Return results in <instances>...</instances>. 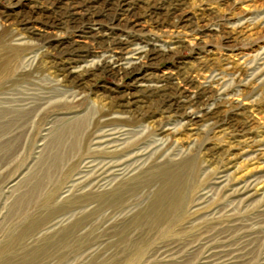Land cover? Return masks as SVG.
Returning <instances> with one entry per match:
<instances>
[{
    "label": "rangeland",
    "instance_id": "1",
    "mask_svg": "<svg viewBox=\"0 0 264 264\" xmlns=\"http://www.w3.org/2000/svg\"><path fill=\"white\" fill-rule=\"evenodd\" d=\"M121 39L156 51L139 58ZM102 54L128 56L134 65L117 74L78 68ZM142 83L165 84V91H145ZM202 91L211 97L198 106L211 113L185 117V101ZM112 111L125 117L117 126L134 140L129 151L162 145L169 155L148 159L139 178L196 159L191 192L161 224H129L158 181L136 184L118 208L86 198L98 192L88 184L64 193L82 161L105 158L91 140ZM73 118L85 126L53 144ZM220 175L227 181L214 184ZM245 183L249 200L230 197ZM204 187L210 196L196 206ZM9 259L264 264V0H0V264Z\"/></svg>",
    "mask_w": 264,
    "mask_h": 264
},
{
    "label": "bare ground",
    "instance_id": "2",
    "mask_svg": "<svg viewBox=\"0 0 264 264\" xmlns=\"http://www.w3.org/2000/svg\"><path fill=\"white\" fill-rule=\"evenodd\" d=\"M92 21H95V19H92ZM93 30H96V29H93ZM127 42L128 41H126V39H124V40L121 39L118 42V44L123 45V48H129L130 43H127ZM137 44L138 43H136V45ZM127 51H128L127 53L136 54L139 58H142V57H146L148 55V53H149V56L152 55L153 54L152 52L156 51V49H154V48L147 49L146 46H135V47H131V48L127 49ZM66 61L70 62V63H78V60L73 59V58L71 61H69V58L66 59ZM133 65H134V63L132 62V59H130L128 56L127 57H118L116 55L111 56V55L102 54L97 59H93L89 62L87 61V63L85 65H78V68H80V69L92 68L94 70H99V71L104 72V73L117 74L120 72L127 71L128 69L133 67ZM140 86H142L143 89H145V91L146 90H149V91L155 90L153 92L156 94L159 92L164 93V91H165V89L163 88L165 86V84L150 85V84L142 83V84H140ZM205 87H208V86H205ZM206 89L207 88H205L204 90H206ZM208 94H209V92L202 91L198 94H195L191 99L186 100L185 101V103L187 104L186 108H191V110L188 112H184L185 117L195 118V117H199L203 114H207V115L210 114L211 113L210 107L205 108V107L198 106V101L201 98L209 99L211 97ZM206 105H208V104H206ZM195 108H197V111H195ZM205 109H207V110H205ZM105 117L107 118L106 124L103 126V128H101L99 131H97L93 134L94 136L91 140V142L93 144V150H94V151L93 150L92 151L95 153H98V154L105 155L104 156L105 158L101 159L100 161H95L94 159L82 161V167H81L82 169L77 173V176L74 178V182L68 186V189L65 190L64 193L69 191L74 186L76 187L78 185L83 186L85 184H88L90 187L97 188L98 192L94 193V194L91 192L90 197L85 196L86 198H91V199L94 198L95 200L99 201L100 203H104L105 205H110L112 207L118 208L119 206H121L123 204L124 199L127 196V194L129 195L130 193L134 192L135 189H137L136 184H138L140 182H149L152 180L158 181L159 185H158V187H156L157 189L154 187L155 192L152 195L153 198L149 201L147 207L145 209L142 208L143 210H141L140 212L138 211L139 212L138 214L132 216L129 224L138 225V224L146 223L149 225H158V224L163 223L173 213H175L178 209H180V207L182 206V203L185 200L186 196H188L189 192H191L192 186L190 184V181L194 177V173L196 171L195 169H196V165H197L195 157L190 156L189 158H186L184 160L181 159V161L177 157V159H179V161H173L172 160L173 156H172L170 159L174 163L157 166V167H155L156 169L150 171L149 174L146 175L147 178L141 179L142 177L140 176L141 178H139L136 175V172L139 171L146 164L148 159L155 156V159L160 157L161 158L160 160L163 159L162 161H164V159L165 158L167 159L169 155L167 154V156H166V153H165L166 150L161 148L162 145L161 146L156 145L157 147L154 150H153V148H151V150L148 152H145L144 150H142V148L136 149V151H134V150L129 151L130 150L129 148L134 145V143H133L134 140L131 141V138L130 139L128 138L127 135H129L130 132H128V131L125 132L126 130L123 129L124 126H120V127L117 126V125H121V120L124 119L125 117L123 115H118L117 113H115L113 111H112V113L111 112L107 113L105 115ZM83 119H80V120L76 119L77 121L74 119L73 122L70 121V123H66V125L60 130V132H58L56 138L53 139L54 140L53 144L60 146L63 143V139H64L65 135H68V136L69 135H76V133L85 124ZM104 121H106V119ZM217 122L219 123V121L214 120L211 124L216 125ZM137 138H138V136H137ZM157 140L161 141V143H159V144L164 145L163 142H165V140H163L162 138H158ZM143 142H144V139H143ZM145 142H147V141H145ZM75 146H76V142L72 141L70 143L69 147L74 148ZM164 146H166V145H164ZM58 148H60V147H58ZM46 156H47V154H46ZM61 156H62V154L60 152L54 154L52 156L53 162L59 161L61 159ZM177 156H180V155L177 154ZM174 157H176V154ZM128 158H130V160H132V159H134V160H133V162H130L127 165V162L130 161ZM50 159H51V157H50ZM177 159L174 158V160H177ZM45 160H47V159H45ZM131 165H133V167L131 169H128ZM45 173H47V171ZM141 173H142V171H141ZM44 176H46V175H44ZM215 177H216V175H215ZM217 178H218V181L213 182L214 184H221L224 181H227L225 175L217 176ZM128 180H132V181L134 180L136 182H134L132 185L128 186V184H126V182ZM114 181H116L115 186L110 188L111 187L110 185L113 184ZM151 185L152 184H150V186ZM36 189H37V186H36ZM205 189L206 188L204 187L203 190H201L203 192L200 191L201 194L198 196V198L196 200V204H195L196 206L201 205L205 200H207L209 198L210 195L208 194V191H204ZM250 190H252L251 184L245 183L244 185L234 187V189H232V191H231V193H229V195H230V197L231 196L233 197L235 195H240V196L242 195L241 198L243 199V201H246V200H249L251 195H252V193H250ZM82 221H83V219H82ZM79 223H80V221L74 222L69 229L76 227ZM124 226H123V228H124ZM125 228H126V226H125ZM68 232H71V231H68ZM68 234H67L66 229L62 230L59 234L60 238L57 241L59 243L63 244L65 241H67V240H65V237ZM34 253L35 252L30 253V254H25L26 256H23V258H25V259H23V261L26 263L27 262L30 263L32 258L35 255ZM211 257H212V255H211ZM212 261L210 260V263H212ZM214 262H215V260H214ZM4 264H11L10 259H9V261H6Z\"/></svg>",
    "mask_w": 264,
    "mask_h": 264
}]
</instances>
